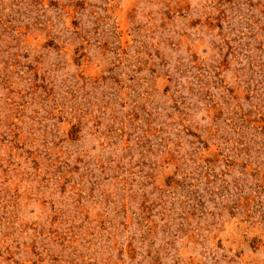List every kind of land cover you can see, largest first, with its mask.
Instances as JSON below:
<instances>
[{"label":"rangeland","instance_id":"rangeland-1","mask_svg":"<svg viewBox=\"0 0 264 264\" xmlns=\"http://www.w3.org/2000/svg\"><path fill=\"white\" fill-rule=\"evenodd\" d=\"M0 264H264V0H0Z\"/></svg>","mask_w":264,"mask_h":264}]
</instances>
